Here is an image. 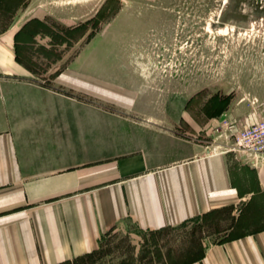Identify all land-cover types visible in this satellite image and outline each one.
<instances>
[{
  "label": "crops",
  "instance_id": "obj_1",
  "mask_svg": "<svg viewBox=\"0 0 264 264\" xmlns=\"http://www.w3.org/2000/svg\"><path fill=\"white\" fill-rule=\"evenodd\" d=\"M25 25L0 32V264H71L129 223L222 211L235 233L191 264H264V154L205 141L187 117L111 110L100 72L44 84L17 60Z\"/></svg>",
  "mask_w": 264,
  "mask_h": 264
},
{
  "label": "rangeland",
  "instance_id": "obj_2",
  "mask_svg": "<svg viewBox=\"0 0 264 264\" xmlns=\"http://www.w3.org/2000/svg\"><path fill=\"white\" fill-rule=\"evenodd\" d=\"M29 22L19 54L44 84L100 72L109 109L187 117L205 141L264 119V0H0V32ZM234 222L222 211L160 231L129 223L90 260L184 264Z\"/></svg>",
  "mask_w": 264,
  "mask_h": 264
},
{
  "label": "built area",
  "instance_id": "obj_3",
  "mask_svg": "<svg viewBox=\"0 0 264 264\" xmlns=\"http://www.w3.org/2000/svg\"><path fill=\"white\" fill-rule=\"evenodd\" d=\"M226 130L220 137L232 140L231 150L253 155L264 154V119L243 129L230 124Z\"/></svg>",
  "mask_w": 264,
  "mask_h": 264
},
{
  "label": "trees",
  "instance_id": "obj_4",
  "mask_svg": "<svg viewBox=\"0 0 264 264\" xmlns=\"http://www.w3.org/2000/svg\"><path fill=\"white\" fill-rule=\"evenodd\" d=\"M30 23H31V22H29L28 24H30ZM38 23H39V24L41 23V25H43V23L40 22V21H38ZM28 24H26L25 27L28 26ZM35 34H37V33H35ZM17 36H18V35H17ZM17 60H18L19 62H22V63H23V61L21 60L20 54H19V52H18V46H17ZM184 225H185V224H183V225L180 226V227H183ZM178 228H179V227H178ZM104 237H105V236H103V238H102V240H101V246H102V241H103ZM101 246H100L99 250L101 249ZM99 250L94 251V252H92V253H90V254H86L85 256H83V257L77 259L76 261H74V262L71 263V264H101V263H105L104 261L97 262L96 260H90L91 258L95 257V256L99 253ZM202 256H203V252H202L201 254L194 255L193 258H189V260L186 261L184 264H191V263H194V262L200 260V259L202 258Z\"/></svg>",
  "mask_w": 264,
  "mask_h": 264
}]
</instances>
